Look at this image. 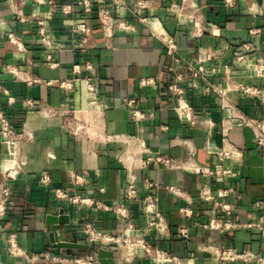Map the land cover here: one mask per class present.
Returning a JSON list of instances; mask_svg holds the SVG:
<instances>
[{
  "label": "crops",
  "instance_id": "crops-1",
  "mask_svg": "<svg viewBox=\"0 0 264 264\" xmlns=\"http://www.w3.org/2000/svg\"><path fill=\"white\" fill-rule=\"evenodd\" d=\"M79 1L0 0V110L19 132L11 164H5L7 149L0 137V188L11 191L2 220L0 262L78 264L73 259L106 248L114 251L117 264H174L156 263L123 245L86 242V223L115 236L126 224L113 211L76 205L55 194V189H64L114 205L124 200L128 174L134 172L140 197L157 195L169 223L160 232L140 201H125L136 231L154 248L178 257L180 264H264V238L254 226L259 218L254 202L264 198V152L253 128L239 118L264 121V70L259 71L264 61V0H90L88 14ZM72 20L87 21L85 50ZM40 21L54 39L52 51L42 43ZM157 26L175 41L174 54L155 35ZM244 43L251 49L245 50ZM219 47H224L223 55L203 63L211 72L179 83L195 115L194 122L187 121L174 109L170 85L178 73L186 72V64L197 67L199 57ZM49 52L58 66L46 62ZM143 79L155 83L142 85ZM90 84L95 93L89 92ZM92 97L97 104L91 103ZM130 99L136 104L128 105ZM26 100L37 106L28 107ZM137 109L143 117L133 116ZM73 116L83 126L79 135L66 124ZM230 146L239 148L242 157L219 155ZM158 155L188 163L174 168L145 163ZM193 166L230 169L231 174L211 175ZM43 173L50 183L42 181ZM76 174L81 176L78 184ZM146 181L154 185L148 188ZM204 188L211 201L200 197ZM220 189L230 191L222 198L228 209L214 206ZM56 211L63 218L59 239L85 243L86 248L52 244L47 221ZM12 238L28 256L10 250ZM206 247L233 249L239 257L220 259ZM47 253L65 260H48Z\"/></svg>",
  "mask_w": 264,
  "mask_h": 264
},
{
  "label": "built area",
  "instance_id": "built-area-1",
  "mask_svg": "<svg viewBox=\"0 0 264 264\" xmlns=\"http://www.w3.org/2000/svg\"><path fill=\"white\" fill-rule=\"evenodd\" d=\"M117 2V0H115ZM79 5L83 7V10L85 14L91 13L92 11V3L90 0H80ZM71 12V10H68L67 13ZM104 17L107 18V13L104 14ZM41 29V40L43 45L46 47V49L52 51L55 48V43L52 35L50 32L46 29L44 21L39 22ZM123 28H128L127 25L124 23H121L119 25ZM71 28L76 33L80 34V40H81V48L84 50L87 49V43L90 35V28L87 24L86 20L82 21H76L72 20ZM157 29L154 33L158 37L161 38L163 44L165 45L167 49L168 54H174L177 51V46L175 41L172 37L168 36L166 31L163 28H160L157 26ZM212 31L214 27L211 28ZM9 40L13 41L14 36L12 33L9 34ZM18 49H23V45L18 40H15ZM242 47L245 50H250L251 47L248 43L242 44ZM224 53V47H219L217 49H214L213 51L207 52L205 55H202L197 59V61L200 63L197 67L193 64H186L184 73H178L173 81V83L170 85V90L174 93L175 99H176V105L175 110L181 114L183 119L187 121L194 122L195 121V115L192 106L189 104L187 99L184 97V90L179 86V83L182 80L190 79V80H197L200 77L204 76L206 73L211 72L212 69H206L203 65V63L206 60L215 59L218 57H221ZM239 59H243V55L238 56ZM46 62L50 66H58V62L54 59L52 52H49L47 55ZM89 68H93L92 65H88ZM264 70V61L259 66V71ZM149 83H155L153 79H143L141 81L142 85H146ZM215 91L219 92L220 94H224L222 90H218L216 87L214 88ZM88 90L91 93H95V87L94 85L90 84L88 85ZM252 90L251 87H244V91L246 93H250ZM92 104H97L98 101L95 97H92L91 99ZM136 99H130L128 100V105H135ZM25 105L28 107H36L37 103L33 100H26ZM133 116L135 117H143V113L140 110H134ZM243 125H247L253 128L255 133V141L259 149L263 150L264 152V121H260L257 119L252 118H246V117H239ZM66 124L70 128L73 134L79 135L82 132V125L81 123L73 116L66 119ZM226 134V133H225ZM0 137L4 141H11L14 142L19 138V132L17 130V127L10 122L8 117L0 110ZM219 155L224 157H236L241 158L243 155V152L234 146L230 147H224L222 151L219 152ZM151 161H155L163 166L174 168V167H180V166H186L188 162H178L174 159H171L170 157L164 156V155H158L156 157H148L145 160V163H149ZM144 163V164H145ZM195 170L202 171L204 173H209L211 175H229L231 174L230 169H217L214 171L209 170L205 167H192ZM11 173L9 171L8 175L11 176ZM15 175V174H13ZM81 176L79 174L74 175L75 184H78L80 182ZM136 174L134 172H130L127 177V182L124 188V200L122 202L116 203L114 205H107V204H101L98 201H94L90 197H84L80 194H70L68 191L64 189H55V194L60 199H68L70 202L76 205H94L99 206L105 210L113 211L115 214L119 215L120 218L123 220V222L126 224L124 231L120 235H110V234H104L98 231V229L94 226L93 223H86L84 226V240L86 242L92 243L95 241H99L102 245L107 246H126L130 249H138L140 250V253L143 256H147L151 259H153L156 263H162V262H173L174 264H180V260L178 257L171 255L168 252L161 251L159 249L154 248L152 245L148 243V241L143 237L141 233L136 231L134 222L132 221V216L129 210V207L126 205L125 201L128 202H134V201H140L142 206V211L146 217L151 218V223L156 227L157 230L160 232H165L168 230L169 223L165 215L160 211L158 207V197L157 195H154L152 193H148L147 195L140 197L139 191L136 184ZM42 181L46 184L50 183V177L47 173L42 174ZM146 185L148 188L152 187L154 184L151 182L146 181ZM170 191L174 193H178L179 189L175 186H169L167 187ZM229 189H220L218 191V199L214 202V206L216 208H223L228 209L229 205L227 203H224L222 198L229 196ZM11 197V191L10 188L7 186H3L0 188V233L2 232V220L5 217L7 204ZM200 197L204 201H211L212 195L209 191V189H202L200 192ZM255 208L259 210V218L254 223V226L258 227L263 235L264 238V198H258L254 202ZM205 249H212V251L220 258V259H236L239 257V254L233 250V249H219V248H212V247H206ZM10 250L15 253H23L24 255L28 256V254L19 247L17 241L15 238H12L10 240ZM37 255H33V258H36ZM46 258L51 261H62L65 260V258L60 256H54L50 253L46 254ZM261 261H264V259H260ZM74 262L78 264H102L96 255H86L82 257H76L73 259ZM0 264H2L0 262Z\"/></svg>",
  "mask_w": 264,
  "mask_h": 264
},
{
  "label": "water",
  "instance_id": "water-1",
  "mask_svg": "<svg viewBox=\"0 0 264 264\" xmlns=\"http://www.w3.org/2000/svg\"><path fill=\"white\" fill-rule=\"evenodd\" d=\"M61 211H56L52 213L48 217V223L51 225V232H50V241L55 247L58 248H66V249H74V248H86L85 243H78V242H70V241H62L59 239L57 235V227L60 223H63V218L60 217ZM96 255L99 261L102 264H117L115 261V253L113 250L100 248L96 253H92Z\"/></svg>",
  "mask_w": 264,
  "mask_h": 264
},
{
  "label": "bare ground",
  "instance_id": "bare-ground-1",
  "mask_svg": "<svg viewBox=\"0 0 264 264\" xmlns=\"http://www.w3.org/2000/svg\"><path fill=\"white\" fill-rule=\"evenodd\" d=\"M13 143L14 142H11V141H4L5 147L7 149L5 164H11L13 161V157H14Z\"/></svg>",
  "mask_w": 264,
  "mask_h": 264
}]
</instances>
